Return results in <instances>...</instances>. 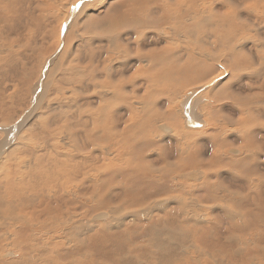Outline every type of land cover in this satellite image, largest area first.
I'll return each instance as SVG.
<instances>
[{
    "label": "rangeland",
    "instance_id": "obj_1",
    "mask_svg": "<svg viewBox=\"0 0 264 264\" xmlns=\"http://www.w3.org/2000/svg\"><path fill=\"white\" fill-rule=\"evenodd\" d=\"M23 1L0 0V20H2L0 22V35L2 36L0 37V82L3 81L2 83H0V96H2L0 97V102L5 100V103L1 102L2 105L0 104V124L5 122V124L0 125V135H3L5 133L6 126L8 128L10 127V124L11 126H17L15 134L11 139V143L8 146V143H5V147L7 146V149L5 151L3 150L5 148L1 150V152L4 151V153L2 152L3 154H1L0 152V176H2L3 174L2 169L8 167L10 162H14V164H24L25 166H27L28 164L32 165L33 162H35V154L40 153L41 151H45L46 157L50 161H53L57 157H53L52 154L54 152H59L56 148H61L62 146H60V144H65V146L62 147L63 150H67L71 153L78 151L79 154L83 153L86 158H89L92 152L89 153L83 145L82 131L84 133V140L86 142L88 141L87 137L88 133L90 132L89 130L87 131V129H89L90 126H83V128L79 127L82 123L81 120L86 114L83 111L84 109L85 111L88 110L91 112L96 110V102L95 100L91 99V96L96 94L95 92L97 90H102L104 93H108L107 85L109 84L110 79L109 77L107 79L104 74L102 75L103 69H105L104 58H106L107 56L112 57L114 49H116V47L118 46L120 49H123V46L126 45V40H129V33H135L129 27H132L133 29H138L137 26L134 24V20H132V18H129L127 21L122 22L124 18L128 17L127 12L129 9L134 10L135 8H138L140 2L138 0H106L105 6L104 3L99 4V0L95 2H93V0H86L85 4L83 2L78 3L80 0ZM130 1L131 4L129 3ZM158 1L160 3L162 2L161 4L159 3L160 5H165L166 3L165 6L167 7V3L169 2L168 4L171 9H176L174 5L177 4L176 6H178L180 3L182 4V7L188 5V2L186 0H157V2ZM215 1L216 0H209V3H207L206 5L212 7V9L214 8L213 12H215V14H223L225 12L226 6L229 5H223L221 3L222 1ZM235 1L240 2L241 0H232V2ZM250 1H253V3H251ZM82 3L84 4V6L87 7V9H89L88 13L90 14V16L88 18L91 17L90 21L87 18L88 22L86 20V23H83L85 22L86 18L82 16V18L79 19L81 12L75 10L74 14H72L70 19L69 17H67L68 20H63V24L60 27V23L62 22V19L65 18L67 11L72 6H79ZM241 3L243 4H241L240 6L244 7L242 9L246 10L241 12L244 16V19L240 18L238 15L239 18L236 16L233 19V21L235 22L242 21L243 23H246V14L248 12L249 15L252 14L250 12V9L256 8V10L259 11L264 8V0H261L259 3L254 2V0H244L241 1ZM199 4L202 7V4L200 2ZM218 4L220 6H218ZM143 9L147 10L145 8H142V10ZM226 14L228 15L227 9ZM75 15L79 16V18H77L76 16L74 19H77L78 24L76 26L71 27L70 33L66 34V29L70 27V25L68 24L72 22V19ZM258 15L259 16L256 20H250L255 21L256 25L261 28L263 25L264 31V15H262L261 12ZM138 16L139 15H137L136 11V17ZM172 16L174 19L172 18ZM172 16H166L167 19L163 18L160 27H158L159 25L155 27L150 25L147 26L148 35L154 33V30H156L155 28L157 27L158 31H156L162 40L158 44L159 46H157L155 43L150 45L151 42L153 43V41L151 40L150 42V39H147V43H150V46H147L149 49L145 47L144 51L153 49L155 47H162L165 49L173 48L174 50V48L176 47L174 51H176L177 49L178 51L180 50V52L185 54V52H183L185 47L180 46L179 42H181L182 45H185V40L188 39V37L185 36L189 35L186 33L187 30L185 28H181L180 30H173L174 27L172 26L174 25L176 19L174 15ZM156 17L157 16L154 17L155 20ZM82 20L84 21L82 22ZM104 21H116L118 24V26H114L116 30L112 33L107 32L109 29H111V27L105 24ZM184 21L186 26H188L191 22V20L187 21V18H184L183 22ZM233 21H231L230 19H226L225 21H218L220 22L219 24L217 21H215V23L219 27L211 23L209 25L210 27L213 26L210 28L211 31L207 29L209 26L206 24V22L200 23V28L197 29V34H200V29L201 33L203 30L207 29L205 33L201 34V37H209L213 30H215L213 32L217 37H224L222 35L228 33V28L230 25H232L229 24V22L232 23ZM240 22H238V27L240 26L244 28L243 25L240 24ZM146 24L148 25L149 23L146 22ZM170 25H172L171 28ZM201 26L203 28H201ZM161 27H163L165 30ZM152 28L154 29L152 30ZM245 28L246 29H240V31L242 30V32L244 33H249V27ZM140 29L136 30V32H141L142 28ZM97 31L98 33H96ZM173 31L176 32L174 33ZM167 32L169 33L167 34ZM79 33L81 34L79 35ZM250 33H254L252 32L251 27ZM59 34L61 39H63L64 36L66 37V41L69 43V45L67 43V46H65L64 48V54L63 52L61 53V60L58 62L57 66L58 73L56 72L57 75L53 77L54 82L52 83V89H54L50 91L53 94L52 96H55V93L58 94L56 95L57 97L60 95V97H58L59 100H52V96L48 98L50 104L55 105H51L52 109L60 105L58 109H54L55 112L54 110H51L50 112L53 115V119L56 118L54 119L56 120V122L52 120V117H49V122L46 125L44 116L38 114V117L36 119L37 121H34L35 125H33V122H28V124L26 123V125L21 127L17 132L19 124L17 122L19 119L22 120L21 118H23V114L20 115V112L22 111L23 106L25 105L24 102L27 103L29 99V96L27 94L29 93L28 91L30 89L31 84L29 85V80L27 78L29 77L33 69L35 72L32 75H37L38 70L42 65V62L48 55H50L51 53H56L58 50H61V47L58 49L55 44L57 36ZM261 35L262 34L260 33V40L262 39ZM80 36L83 37V39ZM101 36L103 38L99 40L97 37ZM80 38L82 40H80ZM170 38L172 41L169 40ZM237 38L238 36L234 38V41H236ZM131 41L133 40L130 39V42ZM165 41L168 45L165 43ZM187 41L189 42L186 43L191 45V41ZM211 45L212 44H204L206 48H209ZM179 46L181 47L180 49ZM259 48L261 50L255 48L253 50L252 48L251 51L248 49L240 51L216 45V48L214 49V51H216L215 57H213L212 61H207V64H209L211 67L210 75L212 76V78L211 76H209L210 78L209 81L207 80V82L197 80L194 83L190 84L188 87L186 83L185 88L187 87V90L180 93L178 92L176 96L177 98H174L171 104L169 103L170 107L167 105L168 103L166 102V95L156 97L153 101L151 96L146 95L147 97H149V101H152L151 104L149 102L145 104V108L147 109V111L144 112V117L146 120L150 119L155 129L154 134L150 132L152 136L155 135L153 137V145L146 149H143L141 151V154H138L139 147L134 144L132 145L134 153L133 157H135L137 160H134L133 163L143 170L145 176H142L140 174L138 181L136 182V180H134L135 186L131 187L133 184V178L126 175L129 174L130 171H124L118 165L115 166V170H119L122 173L120 177L116 175L117 179L115 180V186L113 187H116V190L112 194L111 199L110 197H106L102 200V204H98L96 202H93L91 204L95 205L96 209L99 208V211L107 210L106 213H103V218L95 220L91 229H85L82 234H80L76 232L71 222L69 226H64L65 229H61L62 226H59L57 230H51L50 227L52 225L53 228H56V223H44L45 225H50V231L46 232L49 240H47V243L46 241H43L44 243L40 244L39 242L36 244V240H33V242H31V239L23 241L20 233H17V235H13L7 240H0V264H117V258L115 260H111L114 259L117 254L123 256L122 264H135L131 260L133 258L129 256V253L132 255L133 249L137 250L136 253H142L143 251H156V248L154 247L155 236L152 234V231H149L148 224L152 223L153 229H161L163 223L157 220V218L167 219L170 218V214L167 210H155L157 207H167L168 202L170 201L169 196L173 195L178 196L184 202L191 204L194 203V201H196L198 204L200 202H205V204H208L205 205L206 207L211 206V203L209 202L211 197H222L224 198V200L221 203L231 208L230 212L232 214L227 216L226 218L224 217V214L221 213V211L219 213V211L215 210L213 211L211 217L208 215L206 210L208 209V207H195L192 209H185L184 211H182V214L185 217H187L188 219H196L200 222L185 223L183 224V226L180 225L179 227H174L173 230H176V234L171 236L170 240L175 243L177 247L176 250L174 252H168L164 256L159 255V259L156 256L152 257V259L139 258V264H176L175 262H179L180 260L176 259L174 262L173 259L178 258L180 255H184L185 259H188L190 261V264H195L197 262L199 263L200 261H205L201 264H216L215 260H217V256L222 258V261L220 262L221 264H235L236 261L237 263L240 262L239 264H264V210H260V208L254 206L257 201L264 197V192L257 191L255 193H250L249 191L250 187L257 183H260V187H264V79L262 81V77L259 76L256 78L251 77L252 79H249L247 73V71H255L256 68L260 70L261 68L262 64H260V62L256 63L255 61H253H258V56L257 54H255V52L257 53L258 50V54L260 53L262 56L264 55L263 47L261 48V46H259ZM245 51L248 52L246 53ZM135 52L136 51H134V53ZM221 52H223V54H221ZM251 52L254 55H252ZM248 53H250L251 55ZM248 55L250 56L248 57ZM5 60L7 63L5 62ZM157 61L152 64L144 59V61H142L139 65L135 66L136 64L134 63H136V61L134 60V63L131 64L132 69L130 70V72H135L140 66L144 67L145 73L149 74V76H152L156 72L158 74H160L159 72H163L164 74H166L171 70L172 67V70H177L179 72L180 68H183L184 63L186 62V58L184 57L180 59V61H176L175 65L180 64L181 66H175L174 64L167 63L166 61ZM214 65L216 66V69L213 67ZM259 65L260 67H258ZM165 67L167 68L165 69ZM152 72L154 73L152 74ZM187 73H184V75H182L190 79L195 76L197 77L198 72H193L191 70ZM190 73H192L191 76ZM22 76H25L26 78H22ZM24 78L26 79V81L23 80L22 83V79ZM180 78L184 79L185 77ZM17 79H20V81H17V83L19 84L16 83ZM102 79L103 82H101ZM183 79H180L179 82L176 81L172 85L167 86V90L173 88L179 89L180 85L183 86V83H185L183 82ZM4 81H7L9 83L5 82L4 84ZM254 81L256 84L254 83ZM260 83L262 85H259ZM78 84L81 86H79ZM3 86H7L6 89H4ZM83 86L85 87V90L82 89ZM74 87L75 92L77 91V93L72 90L74 89ZM88 87L92 89V95L90 92L91 90L88 89ZM17 88H21L20 92ZM128 88L131 89L132 85L129 84ZM191 91L196 92L195 95L198 97L199 101L198 99L196 101L198 102V105H196V102L193 103L192 114L187 111L188 115H191L193 117L188 119H193V121H189L186 123L188 119H183L182 114L183 112H185V110L188 109H185L186 107H182L184 97L180 94L187 95L191 93ZM209 92L215 93L214 97L216 100L210 99ZM224 92H226L227 96L230 95V99L225 100L224 98H222V95L220 94H223L224 96ZM25 93L26 96H24ZM2 94L5 96H3ZM21 95H23L24 97H21ZM61 96L63 98H61ZM135 96L138 95L135 94ZM231 96H233V99L231 98ZM64 97L66 98L64 99ZM84 98L88 99L90 103L88 101L85 102L86 100ZM66 99L68 102L64 101ZM72 100L74 101V103ZM156 100H159V102H156ZM17 102L19 106L21 105L20 107L18 106V104H16ZM57 102H59L58 105ZM68 103L70 105V108ZM71 103H73V105H71ZM75 104H78V107ZM148 104L152 108L149 109ZM65 105L66 108L64 107ZM220 105L221 107H219ZM188 108L190 109L191 107L188 106ZM58 110H60L61 112ZM200 110L202 111L200 112ZM69 112H71V114ZM43 113H46V108L44 109ZM196 113L199 114L197 115ZM4 114L7 115L4 116ZM60 114L62 117L60 116ZM90 115L92 117L94 116V114ZM12 116H14L15 118H12ZM57 116L60 118V120ZM165 116H169V124L170 126H174L173 130H171L173 128L172 126L171 129L166 132H164V129H162L163 126L160 128V125H163L164 122H166ZM161 117L163 118L161 119ZM6 119L8 122H6ZM68 119H71L72 121L73 119L76 120H74L73 122L70 120V123ZM174 119L176 122L175 125L172 124V121H174ZM40 121L44 123H41ZM63 121H66L65 124L67 125V127L71 125L69 127L70 129L64 127ZM40 123L42 126L41 128L43 129L41 133H39ZM252 124L256 125L253 130L254 134L250 132V129L253 126ZM36 126H38L37 129L35 128ZM191 127H195L194 129H197L198 132L194 131L193 133H191L190 130H193ZM47 128L48 130H46ZM59 133L64 136H59ZM49 134H51L52 137L49 136ZM40 135H43V137ZM54 136H56L57 138H55ZM48 138V144L42 142L44 140H47ZM139 138H141V135L137 134V139ZM62 139L65 142H62ZM232 148L238 149V153L233 154L231 152ZM249 149H256L258 151V155L256 156L255 161H252L250 159L240 160V158L244 156V154L247 153ZM156 156H159V158H156ZM111 157L113 158V154L109 155V158ZM231 159L233 161H231ZM68 160L71 162L72 159H66V164L68 165L66 167V170L67 172H72L73 162L70 163ZM113 161L117 160L113 159ZM167 162H169L170 164ZM114 164L115 162H112V165ZM83 165L79 172L80 175H78V178L76 179H83V174H85L87 171L85 165ZM208 172H211V174L207 177V182L203 183L204 179H202V176L204 175V173L207 174ZM182 173H185L188 176H186L185 179L179 178L178 184L175 187L178 189L177 193L162 194L157 192L153 194V203L151 205L152 208L150 209L151 213H148V211L144 209H138L137 207L141 206L140 203H137L136 205L130 204L133 201H137L139 198V196L137 197V195L134 193L135 191L146 192V189L150 187L154 189V187H152L154 183H156L157 186L160 187H166L169 185L176 184L177 180L174 183H172V181L177 176H180V174ZM72 177L73 176H66V178ZM245 178L248 179L247 190L245 188L246 186L243 183ZM255 178H257L258 181L255 182ZM106 180L107 182L109 181L108 179ZM157 182H159V185ZM78 183L79 184L77 186L79 187L81 193L85 190L86 183H90V181L88 179L86 183ZM209 183L211 184L210 187ZM129 185L130 187H128ZM117 187L121 188L123 192H118ZM173 190L174 189L172 188V191ZM244 195L245 201L241 203L242 199L244 198ZM247 201L249 205H244ZM215 206H218V203H215ZM32 210L34 209L28 208L25 211L20 209V211L16 210V212L22 214L25 213L24 215L28 216V213H30ZM220 210L222 209L220 208ZM16 212H14V214H17ZM71 212L74 214L77 212L75 215L81 221V218L83 217L84 225H87V223L93 219L92 217H90V215H92V212L84 213L83 216H81V210H73ZM98 214L100 215L102 213ZM125 214H129L128 219H130V221L124 223V220L121 225L117 224L116 220H118L120 216ZM131 214H134L135 218L131 217ZM7 224L10 223L7 222ZM110 225H114V227H111ZM19 226L20 225H18V227ZM18 227L16 228L14 226L16 232H18ZM225 229H227L225 236L228 234V239L226 241V237H224V234L222 232ZM256 237L258 238V241H256ZM13 238L16 239L14 240ZM161 240L167 242L168 236L166 235L164 238H161ZM208 246L212 247L213 253L210 251ZM242 248L245 250H251L254 253L252 254V256L246 255L244 252H240L242 251ZM159 249L160 246L157 247V250ZM47 250L49 251L46 252ZM31 256L33 257L31 258ZM29 260L31 262H29Z\"/></svg>",
    "mask_w": 264,
    "mask_h": 264
},
{
    "label": "bare ground",
    "instance_id": "obj_2",
    "mask_svg": "<svg viewBox=\"0 0 264 264\" xmlns=\"http://www.w3.org/2000/svg\"><path fill=\"white\" fill-rule=\"evenodd\" d=\"M85 1L86 0H80L78 3L83 2L85 4ZM95 1H98V0H93V2H95ZM138 1H140L138 8H135L134 10L129 9L127 12L128 13V17H126L127 19L126 18H124L123 20L121 19L123 22V21H127L129 18H132V20H134L133 21L134 24L137 26L138 29H136V28L133 29L132 27H129L135 33H133V32L129 33L130 34L129 40H126V43H125L126 45L123 46V49H120L118 46V47H116V49H114L112 57L107 56L106 58H104L105 59L104 60V68L105 69H103L102 75L104 74L107 77V79H108V77L110 79L109 84L107 85L108 93H104L102 90H97L96 92L94 91L96 94L92 95L93 91H92V89H90L91 88L90 86H89L90 88L88 87V89L91 90L90 91L91 95H92V96L90 95L92 97L91 99L95 100V102H96V107H95L96 110L91 112L88 110L85 111V109H84L83 112H85L86 114H85L83 119L81 118L82 120L80 119L82 121V123H81V126H79V127L83 128V126H87V127L90 126L89 129H87V131L88 130L90 131L88 133V137L85 136L88 138V141L85 142L83 131H82V136H83V145L89 153L92 152L91 155L89 156V158H86L83 153L79 154L78 151L71 153L67 150H63L62 147H64L65 144H60V146H62V147L56 148L59 152L58 153L54 152L52 154L53 157H57L53 161H50L46 157L45 151H41L40 153L35 154V162H33L32 165L28 164L27 166H25L24 164L18 163L19 164L18 165V164H14V162H10L8 167L2 169L3 174H2V176H0V240H7L9 237H11L13 235H17V233H20L23 241L31 239V242H33V240H36V244L38 242H39V244L44 243L43 241H46V243H47V240H49V239L47 237L46 232L50 231L49 230L50 227H51V230H53V229L57 230V228L59 226H62L61 229H65L64 226H69L70 222L72 223V225H73V227L77 233L82 234V232L85 229H91L93 227V223L95 222V220L103 218L104 217L103 213L107 212V210L106 211H104V210L99 211L100 210L99 208L96 209L95 205H91V204L93 202H96L98 204H102V200L106 197H110V199H111L112 194L116 190V187L113 188L115 186V180L117 179L116 175H118V177H120V175L122 173L119 170H115V166L118 165L122 170L130 171V173L126 174V175L133 178V184L131 187L135 186L134 180H136V182H137L140 174L142 176H145V173L143 172V170L141 168L137 167L133 163L134 160L135 161H137V160L135 157H133L134 153H133V149H132L133 144L137 145L139 147L138 154H141V151L143 149H146V148L150 147L151 145H153V140H154L153 137L155 135L152 136L151 133L154 134L155 129H154L153 123L150 121V119L146 120L144 117V114H145L144 112L147 111V109L145 108V104H147V102H149L151 104V102L154 100V98L166 95V98H167L166 102L168 103L167 105L170 107L169 103L171 104L173 99L177 98L176 96H177L178 92L180 93V92L186 91L187 87L197 80L206 81V82H207V80L209 81V78H210L209 76H211L210 75L211 74V67L209 64H207V61H212L213 57H215L216 51H214V49L216 48V45L221 46V47L231 48L234 50H240V51H244L245 49H248L251 51L252 48H253V50H254V48L260 49L259 46H261V48L263 47V51H264L263 25L261 28V27L256 25L255 21L250 20V19L256 20L259 16L258 14H260V12L262 15H264V8L262 10H259L257 8L259 11H257L256 8L250 9V12L252 14L249 15V12L246 14L247 17H245L246 18L245 20H247V22L243 23L241 21L242 22L241 23L240 21H238V22H240L241 25H243L244 28H242L240 26L238 27L239 23L233 21L234 17H236V16L238 17V15L240 18L244 17L241 12L246 11V10L242 9L244 7L240 6L241 4H243V3H241V1H244V0H241L240 2L238 0H237L238 2H236V1L232 2V0H216L215 2L222 1L221 3L223 5H226V4L229 5V6H226L228 15L226 14V9H225V12L223 14H215V12H213L214 8L212 9V7L206 5L207 3H209V0H186L188 2V5H186L185 7H182L181 3L178 6H176L177 4L176 5L173 4L176 7V9L175 8L171 9L169 4H168L169 2L167 3V5H168V7H167V6H165L166 3H165V5H160L162 2L161 3L159 1L157 2V0H138ZM260 1L261 0H254V2H257V3H259ZM105 2H106V0H99V4L104 3V6H105ZM199 2L202 4V7L199 4ZM250 2L253 3V1H250ZM129 3L131 4V1ZM182 3H184V2H182ZM82 4L79 6L76 5L75 7L72 6L67 11L65 18L62 19V22L60 23V27L63 24V20L64 19L68 20L67 17H69V19H70L72 14H74L75 10H78V12H81L80 18H79V16L75 15L74 18L72 19V22L71 23L68 22L69 23L68 25H70V27H68L66 29V34L70 33L71 27L76 26L78 24L77 19L74 20L76 16L79 19H81L82 16L84 18H86L85 22H83L84 20H82L83 23H86L87 18L90 16V14L88 13L89 9H87V7L84 6V4L83 5ZM0 5H1V3H0ZM170 5H171V3H170ZM252 5H254V4H252ZM218 6H220V5L218 4ZM255 6H256V4H255ZM255 6H253V7H255ZM141 7L145 8L147 10H144V9L142 10ZM249 8H250V6H249ZM249 8H247V9H249ZM218 9H219V7H218ZM72 11H73V13H72ZM136 11H137V15H139L138 17H136ZM2 14H4V13H2ZM61 14H63V13H61ZM172 15L175 16L176 21L174 22L173 26L170 25V28H171V26L174 27L173 30H180L181 28H185L187 30L186 33L189 35V36H185V34H184L185 37H188L187 40L191 41L190 42L191 45L186 43V42H189L187 40H185V45H182L181 42H179L180 46L185 47V49L183 50V52H185V54L180 52V50L178 51L177 49H176V51H174L176 47L174 48V50H173V48H171L172 49L171 50L168 48L165 49L162 47H159V48L155 47L153 49L144 51L145 47L150 46L154 43L157 46H159L158 44L162 40L157 33V31H158L157 27L155 28L157 31L154 30L155 31L154 33H151L150 35H148L147 26L150 25V26L155 27V26L159 25L158 27H160L162 19L163 18L167 19V17L172 16ZM226 15L228 18L226 17ZM155 16H157L156 20L154 19ZM90 18H88L89 21H90ZM172 18H173V16H172ZM184 18H187V21L191 20V22L188 26L185 25V21L183 22ZM226 19H230L234 23L229 22V24H232V25L229 26L228 33H226V34L223 33L224 35H222V36H224V37H217L215 35V33L213 32L215 30H213L211 32V35L209 37H205V38L201 37V34L205 33V31H207V29H209L211 31L210 28L213 27V26H211V27L209 26L211 23H213L217 27H219L215 23V21L221 22L223 20L225 21ZM1 21L2 20H0V22ZM168 21H170V20H168ZM78 22H79V20H78ZM87 22H88V20H87ZM122 22H121V24H122ZM146 22L149 24L147 25ZM203 22H206V24L209 27L206 30H203L202 33H201V29H200L199 30L200 34H197V29L200 28V23H203ZM220 22H218V24ZM105 24H107L109 27H111V29H109L107 31V32H111V33L113 31H115L116 30L115 27L118 26L116 21H107V22H105ZM88 26H90V25H88ZM202 26H203V24H202ZM202 26H201V28H203ZM226 26H228V25H226ZM226 26H224V27H226ZM253 26H256V27H253ZM81 27H82V25H81ZM245 27H249V29H248L249 33H247V32L244 33V32H242V30L240 31V29H246ZM250 27L252 29V32H254V33H250ZM140 28H142V31L136 32V30H139ZM161 28H163V27H161ZM153 29L154 28H152V30ZM77 32H78V30H77ZM173 32L175 33L176 31H173ZM96 33H98V31ZM137 33L139 36L137 35ZM168 33L169 32H167V34ZM260 33L262 34L261 40H260ZM80 34L81 33H79V35ZM64 35H65V33H64ZM105 36H106V34H105ZM167 36H169V35H167ZM237 36H238L237 40L234 41V38ZM0 37H2V36L0 35ZM88 37H91V36H88ZM81 38L83 39V37H81ZM81 38H80V40H82ZM97 38L100 40L103 37L101 36V37H97ZM130 39H132L133 41L130 42ZM147 39H150V42L152 40L153 43L152 42H151V44L147 43ZM90 40H92V39H90ZM169 40H171V38ZM67 43L68 42L66 41V37L64 36V38L61 39L60 34H59L57 36L55 44H56L58 49L61 47V50H58L56 53H51L50 55H48L44 59L40 69L38 70V73L36 72L37 73L36 76H35V74L32 75L35 72L34 69L32 68L33 71L31 72V74L27 78L29 80L28 81L29 85L31 84L30 89L28 91L29 93L27 94L29 96V99H28L27 103L24 102V104H25L24 106L22 105L23 109L21 107L22 111L20 112V115L23 114V118H21L22 120L17 118L20 120V122H19V120L17 122V123H19L17 132L19 131V129L21 127L26 125V123L28 124V122H33V125H35L34 121L37 119L38 114L44 116V120L46 121V125L49 122L48 121L49 117H52V120L56 119V118L53 119V115L50 112H51V110L58 109L60 105L58 107L52 109L51 105H54V104H50V101L48 100V98H50V96L53 95L50 92L51 90L54 89V88L52 89V83L54 82L53 77L55 75H57V73H58L57 72L58 62L61 60V53L63 52V54H64V48H65V46H67ZM165 43H166V41H165ZM173 43H174V41H173ZM192 44H194L195 47ZM204 44H212V45L209 48H206L204 46ZM68 45H69V43H68ZM180 46H179V49L181 48ZM191 46H193V47H191ZM14 48H15V46H14ZM97 48H99V47H97ZM134 51H136V52L134 53ZM258 51H257V53L254 51L255 54H257V56H258L257 57L258 61H256V60H253V61H255L256 63L260 62V64H262L261 68H260V70L256 68L255 71H247V73H248L249 79H252L251 77L256 78L259 76V77H262V79L261 78L260 79L263 81V79H264V55L262 56L260 53L258 54ZM98 52H99V50H98ZM221 54H223V52H221ZM248 54H250V53H248ZM251 54H252V52H251ZM250 55H248V57ZM252 55H254V54H252ZM260 55H261V57H260ZM184 57L186 58V62L184 63L183 68L182 67L180 68L179 72L177 70H172V68H173L172 67L169 72L166 71L167 72L166 74H164L163 72H162L163 75L161 72H159L160 74H158L157 72L155 74H153L154 72H152L153 75L149 76V74L145 73V71H144L145 69L143 66H140L139 68H137V70L133 73L130 72V70L132 69L131 64L134 63L133 62L134 60L136 61V63H134V64H136L135 66L139 65L142 61H144V59L146 61H148L149 63H152V64L155 61L159 60L157 62L166 61L167 63H171V64L175 65L176 61H180V59H182ZM250 58H252V57H250ZM250 58H249V62H250ZM5 62H6V60H5ZM97 62H101V61H97ZM208 63H210V62H208ZM60 64H61V62H60ZM101 65H102V63H101ZM178 65H180V64H178ZM178 65H175V66H178ZM250 66H251V64H250ZM213 67L216 69L215 65ZM252 67H251V69H252ZM258 67H260V65ZM166 68L167 67H165V69ZM214 68H212V69H214ZM191 70L193 72H198L197 77L195 76V77L189 79L186 76H183L184 73H187L188 71H191ZM191 74L192 73H190V76H191ZM178 75H179V77H178ZM187 75H188V73H187ZM33 76H35V77H33ZM23 77H25V76H22V78ZM180 77H185V78L183 79ZM25 78L22 79V83H23V80L26 81ZM211 78H212V76H211ZM180 79L181 80L183 79V82H185V83H183V86L180 85L179 89L173 88V89L167 90V86L172 85L176 81L179 82ZM1 80H3V79H1ZM4 80H6V79H4ZM7 81H4V84ZM17 81H20V79L19 80L17 79L16 83H17ZM2 82H0V83H2ZM101 82H103V79L101 80ZM7 83H9V82H7ZM186 83H187V87L185 88ZM251 83H253V82H251ZM254 83H255V81H254ZM17 84H19V83H17ZM73 84H75V83H73ZM129 84L132 85L131 89L128 88ZM76 85H77V83H76ZM259 85H262V84L260 83ZM263 85H264V83H263ZM79 86H81V85H79ZM6 87L3 86L4 89H6ZM20 89L21 88L18 89L19 92H20ZM76 89H77V87H76ZM82 89L85 90V87L83 86ZM7 90H8V88H7ZM72 90L75 92V87ZM210 90H212V89H210ZM15 91H17V90H15ZM55 92H56V90H55ZM69 92H70V89H69ZM17 93H15V94H17ZM75 93H77V91ZM55 94L58 95L57 93H55ZM135 94L138 96H135ZM195 94H196V92H194V91H191V93H189L187 95L180 94L181 96L184 97L182 107H184V108L186 107L185 109H188V110H185V112L182 111L183 112V114H182L183 119H185V118L190 119L192 117L191 115H188V112L191 114L193 113V109H192L193 106L192 105L198 99V97ZM214 94H215L214 92H209L210 99H215ZM56 95L52 96V100H55V101L59 100L58 97H60V95L58 97ZM146 95L151 96L152 101H149V97H147ZM220 95H222V98H224L225 100L230 99L229 98L230 95L227 96L226 92H224V96H223V94H220ZM3 96H5V95H3ZM24 96H26V93L24 94ZM24 96L21 95V97H24ZM0 97H2V96H0ZM72 97H73V95H72ZM18 98H20V97H18ZM61 98H63V97L61 96ZM65 98L66 97H64V99ZM82 98H83V96H82ZM231 98L233 99V96H231ZM67 99L64 101L68 102ZM85 100H84L85 102L88 101L90 103V101L88 99H85ZM4 101L5 100H3L1 102H4ZM198 101H199V99H198ZM1 102H0V104H1ZM156 102H159V100H156ZM58 103L59 102H57V105H58ZM69 103H70V101H69ZM69 103H68V105H69ZM73 103H74V101H73ZM73 103H71V105H73ZM16 104H18V102ZM66 105L64 106L65 108H66ZM75 105L77 106L78 104H75ZM196 105H198V102H196ZM251 105H252V103H251ZM18 106H19V104H18ZM54 106H52V107H54ZM188 106H190L191 108L189 109ZM219 107H221V105ZM257 107H259V106H257ZM45 108H46V113H43ZM69 108H70V105H69ZM148 108L150 109L152 107L148 104ZM71 109H74V108H71ZM9 110H11V109H9ZM70 110H68V111H70ZM202 110H200V112ZM3 111H2V113H3ZM17 111H19V110H17ZM58 111H60V110H58ZM68 111H67V115H68ZM36 112H37V114H36ZM54 112H55V110H54ZM195 112H196V110H195ZM69 113L71 114V112H69ZM164 113H166V112H164ZM46 114H48V115H46ZM61 114H60V116H61ZM90 114H94V116H93L94 118ZM6 115L4 114V116H6ZM1 116H3V115H1ZM64 116H66V115H64ZM13 117L14 116H12V118ZM76 118H77V116H76ZM162 118L163 117H161V119ZM168 118H169V116H165L166 122H164V124L162 123L163 125H160L161 123L159 124L160 128L163 126L162 129H164V132L169 131L171 129V126L173 127L171 130L174 129L173 125L170 126ZM171 119H172V117H171ZM189 119L186 121V123L189 121L190 122L193 121V119L192 120H189ZM3 120H5V119H3ZM44 120H42V121H44ZM59 120H60V118H59ZM65 120H66V117H65ZM68 120H67V122H68ZM70 120H69V122H70ZM74 120H76V119H73V121ZM54 121L56 122V120H54ZM6 122H8L7 119H6ZM50 122H52V121H50ZM65 122L63 125H64V127H67ZM174 122H175V119H174V121H172V124L175 125L176 122L175 123ZM11 123H13V122H11ZM41 123H44V122H41ZM41 123H40V127H39L40 128L39 133H41L43 131V129L41 128L42 127ZM1 124H5V122L1 123ZM14 124H16V123H14ZM9 126H10L9 128L6 126L7 129L5 127V133L3 135H0V152L3 148H5V149H3L4 151L7 149V146L11 143V139L13 138V136L15 134L17 126L16 125L11 126V124ZM189 126H191V125H189ZM255 126L256 125H253L252 128L250 129V132H252V134H254L253 130H254ZM37 127L38 126H36L35 128L37 129ZM69 127H67V129ZM194 128H192L193 130H190L191 133H193L194 131L198 132L197 129L195 130ZM46 130H48V128ZM187 130H189V129H187ZM31 131H33V130H31ZM87 131H86V133H87ZM49 132H50V130H49ZM65 133H66V130H65ZM137 134H140L141 138L137 139ZM43 135H45V134H43ZM43 135H40V136L43 137ZM55 135H58V134H55ZM61 135L62 134L59 133V136H61ZM49 136L52 137L51 134H49ZM63 136L64 135H62V137ZM54 137L57 138L56 136H54ZM94 137H95V139H94ZM156 137H157V135H156ZM58 139H61V138H58ZM63 139H62V142L64 141ZM48 141H49V138L47 140L42 141V142L48 144ZM95 141H96V143H95ZM59 142H60V140H59ZM5 143H8L6 147H5ZM4 151H2V152L4 153ZM237 151H238V149H234V148H232V150H231V152L233 154L238 153ZM2 152H1V154H3ZM110 154L111 155L113 154V158L112 157L109 158ZM257 155H258V151L256 149H254V150L249 149L247 151V153H245L244 156H242L240 158V160L250 159L252 161H255ZM157 157L159 158V156H156V158ZM67 158L72 159V161H71V162H73L72 163L73 164L72 165V167H73L72 172H67V170H66V167L68 166L66 164ZM113 159L117 160L118 162L113 161ZM0 160H1V157H0ZM231 161H233V160L231 159ZM112 162H115V164L112 165ZM167 163H169V162H167ZM83 164L85 165V168L87 171L85 174H83L84 175L83 179H76V178H78V175H80L79 172H80ZM152 165H153V163H152ZM210 174H211V172H208L207 174L204 173V175L202 176L203 177L202 179H204L203 183L207 182L206 179L208 176H210ZM9 175H11V176H9ZM67 175L73 176V177L72 178H66ZM186 176H188V175H186L185 173H182V174H180V176H177L172 181V183H174L177 180V183L173 184V185H169L166 187H160V186H157L156 183H154L152 186V187H154V189L150 187V188L146 189V192L135 191L134 193L137 195V197L139 196V198L137 201H133L130 204L136 205L137 203H140L141 206L137 207L138 209H144V210H147L148 213H151L150 209L152 208L151 205L153 203V199H152L153 194H155L157 192L162 193V194L177 193L178 189L175 187L178 184L179 178L185 179ZM88 179H89L90 183H86V181H88ZM106 179H108L109 181L107 182ZM193 179H195V178H193ZM197 179H199V178H197ZM160 180H162V179H160ZM256 181H258L257 178H255V182ZM78 182L86 183L85 190L81 193H80L79 187L77 186L79 184ZM157 183L159 185V182H157ZM243 183L246 186L245 188L247 190L248 179L245 178ZM167 184H170V183H167ZM259 184L260 183L252 185L250 187V190H249L250 193H255L257 191H260V192L263 191L264 192V187H260ZM210 186H211V184L209 183V187ZM128 187H130V185ZM75 188H76V191H75ZM172 188L174 189L173 191H172ZM117 189H118V192L119 191L123 192V190H121V188L117 187ZM169 197H170V201L168 202L167 207H157L155 211L167 210L170 214V218H167V219L166 218H157V220H159L160 222L163 223L161 229H159V230L153 229L152 223L148 224L149 231H152V234L155 236L154 247L156 248V251H153V252L152 251H149V252L143 251L142 253H140V252L136 253L137 250L133 249L132 255L129 253V256L131 258H133L131 260L135 264L140 263V262H138L139 258L152 259V257L156 256L159 259V255L164 256L168 252H174L177 247H176L175 243L172 240H170V237L176 234L175 233L176 230H173V228L179 227L180 225L183 226V224H185V223H194V222L199 223L200 222L196 219H188L187 217H185L182 214V211H184L185 209H188V208L192 209L195 207L205 208L206 207L205 205H208L207 203L205 204V202H200L198 204L196 201H194V203H192V204L187 203V202H184L180 197L174 196V195L169 196ZM83 198H85L87 200H85ZM223 200H224V198H222V197H217V196L211 197V199L209 200V202L211 203L210 204L211 206H209V207L207 206L208 209H206L209 216H211L213 211H215V210L219 211V213L221 211V213L224 214V217H226V218H227V216L232 214L230 212L231 208H229V207H227V205H223L221 203ZM243 201H245V195H244V198L242 199L241 203ZM215 203H218V206H215ZM244 205H249L248 201ZM254 206L257 208H260V210H264V197L262 199H260L259 201H257L254 204ZM28 208L34 209L30 213H28L29 214L28 216L24 215L25 213L22 214V213L16 212V210L20 211V209H22L23 211H25ZM79 208H81V209H79ZM220 208L222 210H220ZM73 210H77V211L81 210V212H80L81 216H83L84 213L92 212V215H90V217H92L93 219L90 222H88L87 225H84L83 217L81 218L82 221L80 219H78L77 216L75 215L77 212L75 214L71 212ZM257 211H258V209H257ZM14 212H16L17 214H14ZM98 213H102V214L99 215ZM128 217H129V214H125V215L120 216L118 218V220H116L117 224L121 225V223L124 220H125L124 223H126L127 221L129 222L130 219H128ZM131 217L135 218V215L131 214ZM7 222L10 224H7ZM44 223H56L57 227L53 228L52 225L51 226L45 225ZM18 225H20V226L18 227ZM114 225H110V226L114 227ZM14 226L16 228L18 227V232L15 231ZM226 231H227V229L222 231L224 234V237H226L225 241L228 239L227 238L228 234L225 236ZM166 235L168 236V241L164 242L161 240V238H164ZM13 239L15 240L16 238H13ZM256 241H258L257 237H256ZM43 246H44V244H43ZM158 246H160L159 250H157ZM208 248L213 253L212 247L208 246ZM22 250H25V249H22ZM52 250H53V248H52ZM39 251H41V250H39ZM48 251L49 250H47L46 252H48ZM224 252H225V250H224ZM240 252H244L246 255H250V256H252V254L254 253L251 250H248V249L245 250L243 248H242V251H240ZM32 257L33 256H31V258ZM115 259L117 261V264L123 263V256L122 255L120 256L117 254L116 257L114 259H111V260H115ZM176 259L180 260V261L175 262ZM216 259H217V260H215L216 264H221L220 262L222 261V258L217 256ZM173 261L176 264H190V261L188 259H185L184 255H180L178 258L173 259ZM29 262H31V261L29 260ZM202 262H205V261H200L199 263L197 262L195 264H201ZM239 263H237V261H236L235 264H239ZM224 264H226V263H224ZM231 264H233V263H231Z\"/></svg>",
    "mask_w": 264,
    "mask_h": 264
}]
</instances>
